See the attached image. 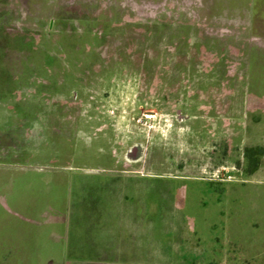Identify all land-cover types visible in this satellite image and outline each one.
Returning a JSON list of instances; mask_svg holds the SVG:
<instances>
[{
  "label": "rangeland",
  "instance_id": "obj_1",
  "mask_svg": "<svg viewBox=\"0 0 264 264\" xmlns=\"http://www.w3.org/2000/svg\"><path fill=\"white\" fill-rule=\"evenodd\" d=\"M219 1L0 0V264H264V9Z\"/></svg>",
  "mask_w": 264,
  "mask_h": 264
},
{
  "label": "flooded vegetation",
  "instance_id": "obj_2",
  "mask_svg": "<svg viewBox=\"0 0 264 264\" xmlns=\"http://www.w3.org/2000/svg\"><path fill=\"white\" fill-rule=\"evenodd\" d=\"M228 2H231L230 4L234 7V9H236L241 3L243 4V6H245L246 5V1H248L249 2V4H250V9H251V12H261V11H263V7H262V9H261V0H238V1H240V3H236V1L237 0H227ZM264 1V0H263ZM219 0H218V2H217V6H218V4H219ZM222 4V3H221ZM230 10V9H229ZM228 10V12H232V11H229ZM246 10V9H245ZM239 12H244L243 10L242 11H240L239 10ZM130 157V156H129ZM129 160H132V161H134V160H136L135 158H134V155H132L131 157H130V159ZM20 174V173H19ZM56 218V217H55ZM54 219V218H53ZM63 221V218L62 217H57V219H56V221H58V222H56V223H59L60 225L61 224H63V222H59V221ZM56 240V239H55ZM57 242V241H56ZM7 260V258H3L1 261H4V260ZM52 264H57V263H55V261H53L52 262ZM60 264H67L66 263V261H62Z\"/></svg>",
  "mask_w": 264,
  "mask_h": 264
},
{
  "label": "crops",
  "instance_id": "obj_3",
  "mask_svg": "<svg viewBox=\"0 0 264 264\" xmlns=\"http://www.w3.org/2000/svg\"><path fill=\"white\" fill-rule=\"evenodd\" d=\"M122 176H125L124 178H127V179H131V176H133V175H131V176H128V175H122ZM127 179H125L126 180V182H127V184L128 185H126L127 187H130L129 185L130 184H132V182H128V180ZM121 182H122V180H121ZM123 182H124V179H123ZM126 182H124V183H126ZM122 184V183H121ZM135 186L134 185H131V188H134ZM66 223H69V219H68V222H66ZM66 223H64L63 224V226L66 224ZM68 233H69V231H68ZM61 235V236H60ZM65 240V238H64V236L62 235V234H59V235H57V243L59 244L62 240ZM61 240V241H60ZM65 248V247H64ZM66 250V249H65Z\"/></svg>",
  "mask_w": 264,
  "mask_h": 264
}]
</instances>
